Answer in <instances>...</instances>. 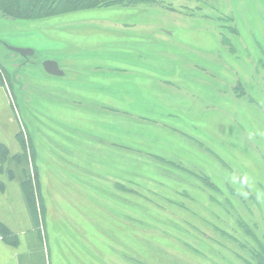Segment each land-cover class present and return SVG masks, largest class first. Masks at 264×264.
I'll list each match as a JSON object with an SVG mask.
<instances>
[{
  "label": "rangeland",
  "instance_id": "1",
  "mask_svg": "<svg viewBox=\"0 0 264 264\" xmlns=\"http://www.w3.org/2000/svg\"><path fill=\"white\" fill-rule=\"evenodd\" d=\"M158 1L0 18L50 264H264V1Z\"/></svg>",
  "mask_w": 264,
  "mask_h": 264
},
{
  "label": "crops",
  "instance_id": "2",
  "mask_svg": "<svg viewBox=\"0 0 264 264\" xmlns=\"http://www.w3.org/2000/svg\"><path fill=\"white\" fill-rule=\"evenodd\" d=\"M10 88L0 71V264H50L40 209L26 191L33 145Z\"/></svg>",
  "mask_w": 264,
  "mask_h": 264
},
{
  "label": "trees",
  "instance_id": "3",
  "mask_svg": "<svg viewBox=\"0 0 264 264\" xmlns=\"http://www.w3.org/2000/svg\"><path fill=\"white\" fill-rule=\"evenodd\" d=\"M117 3L119 2L116 0H0V11L3 13V18L40 20L82 10L107 8L117 5ZM33 171L34 180L27 182L26 191L28 195H31L34 204L39 189L38 181L35 182L38 180L35 157Z\"/></svg>",
  "mask_w": 264,
  "mask_h": 264
},
{
  "label": "flooded vegetation",
  "instance_id": "4",
  "mask_svg": "<svg viewBox=\"0 0 264 264\" xmlns=\"http://www.w3.org/2000/svg\"><path fill=\"white\" fill-rule=\"evenodd\" d=\"M116 1L119 2V3H117V5L107 7V8H115V7H118V8H128V7L135 8V7H131V6L127 5V3H129V2L141 3L142 5L152 6V5L156 4L158 0H116ZM207 1L212 2V4L215 3L214 0H171V2L168 3V7L172 12L179 13L180 8L182 9V8H184V5L190 4L191 9H189V12H191V11L194 12V10H200L202 7H207L208 6ZM250 1H255V0H250ZM262 1H264V0H262ZM122 4L124 6H122ZM216 13L218 14L217 19L219 21L218 30L220 32H222V33H220V35L223 34V31L236 32V34H237L236 27L235 26L230 27L229 26L230 24L228 25V23H227V22H231V23L233 22L234 23V18L231 15L229 17V15L225 14L224 11H222V12L218 11ZM212 15H214V14H212ZM49 18H52V17H49ZM44 19H46V18H44ZM224 40H225L224 38H221V41H223V42L226 41L225 44L224 43L223 44L228 45L229 44L228 39L225 41ZM27 63H29V61ZM29 64H30V66H33V63L31 64V62H30Z\"/></svg>",
  "mask_w": 264,
  "mask_h": 264
},
{
  "label": "water",
  "instance_id": "5",
  "mask_svg": "<svg viewBox=\"0 0 264 264\" xmlns=\"http://www.w3.org/2000/svg\"><path fill=\"white\" fill-rule=\"evenodd\" d=\"M0 18H3V13L1 11H0ZM7 48L12 53L20 55L25 60L26 63L28 62V58L33 57L35 55V52L30 49H19V48H13V47H7ZM16 67H18L17 64L14 66V68ZM41 67L43 71L46 73V75L48 76H52V77L64 76V72L62 71V68L55 61H51V60L43 61L41 64ZM15 75H13L12 77L13 81L17 79Z\"/></svg>",
  "mask_w": 264,
  "mask_h": 264
}]
</instances>
